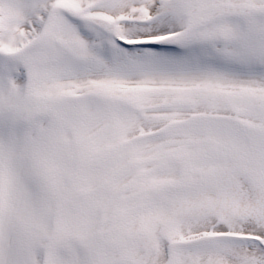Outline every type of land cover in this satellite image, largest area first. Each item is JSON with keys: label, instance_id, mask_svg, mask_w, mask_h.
<instances>
[{"label": "snow or ice", "instance_id": "1", "mask_svg": "<svg viewBox=\"0 0 264 264\" xmlns=\"http://www.w3.org/2000/svg\"><path fill=\"white\" fill-rule=\"evenodd\" d=\"M0 264H264V0H0Z\"/></svg>", "mask_w": 264, "mask_h": 264}]
</instances>
